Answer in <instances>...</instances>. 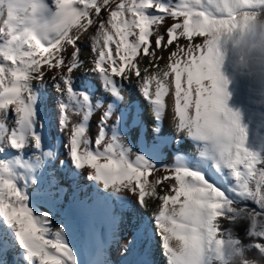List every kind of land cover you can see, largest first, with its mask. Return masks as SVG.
Segmentation results:
<instances>
[{
  "label": "snow or ice",
  "instance_id": "1",
  "mask_svg": "<svg viewBox=\"0 0 264 264\" xmlns=\"http://www.w3.org/2000/svg\"><path fill=\"white\" fill-rule=\"evenodd\" d=\"M260 16L264 0H0V264H111L80 258L73 221L41 209V170L58 160V145L73 183L86 170L105 205L110 195L131 213L120 264H154V236L167 264H231L249 250L264 262V111L231 104L224 70L229 48L240 64L264 63ZM133 81L155 122L138 150L131 131L139 142L148 125L139 104L127 103ZM169 110L182 139L162 134ZM184 140L195 155L177 150L163 163L165 149ZM48 202L58 203L52 193ZM72 203L88 208L75 191ZM150 204V217L137 212ZM109 219L115 240L117 217ZM241 222L262 242L246 245L233 230Z\"/></svg>",
  "mask_w": 264,
  "mask_h": 264
},
{
  "label": "bare ground",
  "instance_id": "2",
  "mask_svg": "<svg viewBox=\"0 0 264 264\" xmlns=\"http://www.w3.org/2000/svg\"><path fill=\"white\" fill-rule=\"evenodd\" d=\"M163 31V29H162ZM131 39V38H130ZM167 39V37H166ZM183 42V41H182ZM79 43V42H78ZM79 46L82 49L81 59L87 62L88 57L92 55L90 49V41L84 40L83 43H79ZM171 50V49H170ZM169 50V51H170ZM71 52V48L68 50ZM159 54V53H158ZM165 57H167L168 52L163 53ZM147 63V60L143 62ZM163 63V62H162ZM86 66L90 67V63H87ZM225 74L231 81L230 83V91L232 93L231 104L239 109L247 112L249 107L246 104H240V93H243L245 90L246 79L250 77V74H245L243 72L242 64L238 62V58L233 54L230 50L226 53V61L224 65ZM243 72V73H242ZM51 76V73L48 74V77ZM46 77V78H48ZM76 85L79 87L84 80V72L79 71L76 73ZM97 89V95H100L102 92L101 86L98 81H93ZM126 100L128 104L138 103L142 112H143V120L148 125V131L146 136H141L139 138V142L137 141L135 128L131 131V141L134 146V150H138L139 148L144 146V140L151 141L153 139V133L151 131L152 126H154V118L151 114L150 106L143 99L139 88L135 81L131 84H124ZM49 93V101L51 102L53 108L55 106V93L54 89L51 86V81L49 79L48 86L45 89ZM125 105L121 104L120 108H124ZM51 110V109H50ZM129 123H131V115H129ZM96 125V119L94 118L91 122V135L94 136L95 130L93 127ZM162 134L172 135L175 139H182V134L174 133L172 128V112L169 110L166 113L165 120L163 122ZM58 152V160L50 162L47 166V171L41 170V174L43 175L44 186L40 192L39 197L41 198V209L43 211H47L49 208L56 214L57 219H64L65 217L70 218L73 221V228L76 236H81L85 245L90 241L94 242V247L96 248L97 258L96 260L103 261L109 260L114 264H120L122 258L126 255L124 252V246L131 240L130 235V227L127 224V219L131 216V213L124 212L121 209V202L110 195L107 198V203L109 205H105L103 201H100V204L97 205L96 201L99 200L98 196L95 194L97 192V185L95 182L91 181V183L86 182V184L82 187L79 186V183L82 184L79 178H83L86 180L87 171L85 170L83 174L79 175L76 179V182L73 183L70 178L67 177L65 170L59 164V160L66 159L65 150L62 146L53 149ZM181 151L184 153L195 155V148L190 141L184 140V142L179 146V149L174 145L171 149H165L166 158L163 163L171 164L174 162L175 151ZM34 155L33 152L28 153V157H32ZM27 158V157H26ZM66 175V176H65ZM65 178H64V177ZM151 179V178H150ZM55 181L51 187H49L50 181ZM94 183V187L93 184ZM65 183L63 193L59 191H55L53 194L54 198H56L59 204H56L55 207H52V204L48 202V194L47 191L52 189H57L60 184ZM85 183V181H83ZM79 186V187H78ZM87 188V189H86ZM73 191L76 193V197L79 201H83L88 208L78 207L76 204L72 203L73 199ZM99 192L106 197L105 191L100 188ZM123 196L125 199H135L132 197L131 193H124ZM44 203L51 204L50 206H45ZM69 204L67 211V215H59L57 214L58 209H60L63 205L67 206ZM154 205L150 204L148 212H142L139 210L137 206V212L142 216H151ZM105 209H107V214ZM61 210V209H60ZM115 215L117 217V236L116 239L113 240V227L110 222L109 216ZM78 222V225H76ZM75 241V240H74ZM123 251L122 254L119 255V251ZM119 255L120 258L117 260L116 256ZM152 259L154 264H167L166 257L163 255V250L160 246L159 237H155L153 239L152 245Z\"/></svg>",
  "mask_w": 264,
  "mask_h": 264
},
{
  "label": "rangeland",
  "instance_id": "3",
  "mask_svg": "<svg viewBox=\"0 0 264 264\" xmlns=\"http://www.w3.org/2000/svg\"><path fill=\"white\" fill-rule=\"evenodd\" d=\"M231 48H229V51ZM228 51V52H229ZM232 51V50H231ZM233 52V51H232ZM234 54V53H233ZM235 55V54H234ZM236 56V55H235ZM237 57V56H236ZM238 58V57H237ZM243 72L245 74H250V77L246 79L245 83V90L243 93H240L239 98H240V104L242 105L243 103L246 104L249 109H256L260 111H264V63L260 62V58L257 56L255 61L248 63L247 65L242 64ZM242 72V73H243ZM94 130H96V125L93 127ZM66 176V175H65ZM64 177V176H63ZM65 178V177H64ZM87 178V176H86ZM80 182L79 186L82 187L86 184V182H90L88 178L84 180L82 177L79 178ZM85 181V183H83ZM65 183L61 184V186H64ZM93 187L95 186L94 183L92 182ZM87 189V188H86ZM57 190V189H56ZM95 194L98 196L99 201H104L105 197L100 193V192H95ZM45 206H50L51 204L49 203H44ZM69 205V204H68ZM106 205H109L108 203ZM69 207V206H68ZM65 206H62L60 209H58L57 214L59 215H67ZM76 225H78V222H76ZM75 249L79 252V257L86 260V261H92L96 260L97 258V252L96 248L94 247V242L90 241L85 245L83 238L79 235L76 236L75 238ZM19 250V249H17ZM123 251H119V255L122 254ZM117 255L116 258L117 260L120 258V256ZM13 254L12 252L8 253V260L11 262L12 261ZM104 260V259H103ZM111 264H114L111 262Z\"/></svg>",
  "mask_w": 264,
  "mask_h": 264
},
{
  "label": "trees",
  "instance_id": "4",
  "mask_svg": "<svg viewBox=\"0 0 264 264\" xmlns=\"http://www.w3.org/2000/svg\"><path fill=\"white\" fill-rule=\"evenodd\" d=\"M248 206L250 208H256L257 206L254 203L248 202ZM223 219V218H221ZM224 226L228 227L229 224L227 221L224 222ZM250 225L248 224V222H241L238 225L233 226V230L238 234V236L240 238H242L243 242L247 245L248 243H256V242H262L260 241L258 238H249L247 236V231L249 229ZM247 255L249 258H255L256 260L259 261L260 256L258 254V250H249L247 252Z\"/></svg>",
  "mask_w": 264,
  "mask_h": 264
},
{
  "label": "clouds",
  "instance_id": "5",
  "mask_svg": "<svg viewBox=\"0 0 264 264\" xmlns=\"http://www.w3.org/2000/svg\"><path fill=\"white\" fill-rule=\"evenodd\" d=\"M256 25L258 30L264 31V16L257 18ZM231 264H264V262L248 258L246 253H236L231 258Z\"/></svg>",
  "mask_w": 264,
  "mask_h": 264
}]
</instances>
